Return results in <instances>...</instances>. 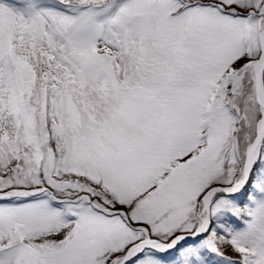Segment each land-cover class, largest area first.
I'll use <instances>...</instances> for the list:
<instances>
[{
	"label": "snow or ice",
	"instance_id": "snow-or-ice-1",
	"mask_svg": "<svg viewBox=\"0 0 264 264\" xmlns=\"http://www.w3.org/2000/svg\"><path fill=\"white\" fill-rule=\"evenodd\" d=\"M0 264H264V0H0Z\"/></svg>",
	"mask_w": 264,
	"mask_h": 264
}]
</instances>
